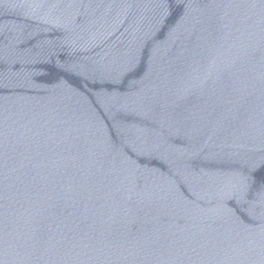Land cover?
Here are the masks:
<instances>
[{
  "label": "water",
  "instance_id": "1",
  "mask_svg": "<svg viewBox=\"0 0 264 264\" xmlns=\"http://www.w3.org/2000/svg\"><path fill=\"white\" fill-rule=\"evenodd\" d=\"M0 264H264V0H0Z\"/></svg>",
  "mask_w": 264,
  "mask_h": 264
}]
</instances>
